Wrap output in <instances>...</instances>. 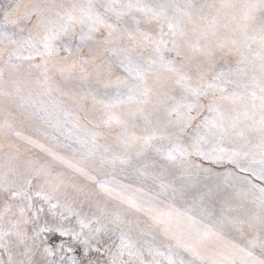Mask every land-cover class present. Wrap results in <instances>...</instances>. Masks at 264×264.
Wrapping results in <instances>:
<instances>
[{
  "label": "snow or ice",
  "instance_id": "1",
  "mask_svg": "<svg viewBox=\"0 0 264 264\" xmlns=\"http://www.w3.org/2000/svg\"><path fill=\"white\" fill-rule=\"evenodd\" d=\"M0 264H264V0H0Z\"/></svg>",
  "mask_w": 264,
  "mask_h": 264
}]
</instances>
